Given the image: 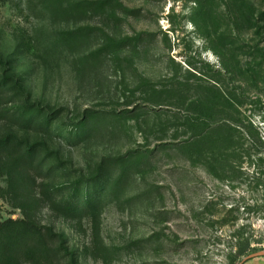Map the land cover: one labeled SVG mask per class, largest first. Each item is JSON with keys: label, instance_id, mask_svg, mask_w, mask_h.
I'll return each mask as SVG.
<instances>
[{"label": "rangeland", "instance_id": "1", "mask_svg": "<svg viewBox=\"0 0 264 264\" xmlns=\"http://www.w3.org/2000/svg\"><path fill=\"white\" fill-rule=\"evenodd\" d=\"M119 1L132 11L119 20L73 21L45 0H0V77L65 109L33 139L58 152L33 195L68 253L54 239L49 259L20 264H264V0ZM84 28L103 31L63 43ZM105 34L141 39L87 62ZM3 96L0 132L13 131L22 103ZM84 117L86 137L67 139ZM81 180L96 206L65 217L62 202L85 204ZM4 194L0 225L23 220Z\"/></svg>", "mask_w": 264, "mask_h": 264}, {"label": "trees", "instance_id": "2", "mask_svg": "<svg viewBox=\"0 0 264 264\" xmlns=\"http://www.w3.org/2000/svg\"><path fill=\"white\" fill-rule=\"evenodd\" d=\"M47 10L58 12V19L62 16L73 21L89 19L98 14H106L113 11V17L120 19L117 12L119 9L132 12L120 3L119 0H45ZM115 3V4H114ZM112 4L115 8H112ZM95 30L103 31L100 28H84L62 35L63 43L71 48L82 39L88 37L89 33ZM89 32V33H88ZM103 44L86 57L90 63L98 59L103 53L119 51L129 41H140V37L116 39L108 34ZM10 62L0 57V64L8 67ZM0 77V99L6 95L11 97L12 102L16 99L22 103L19 110L14 111L17 122L13 131L2 130L0 132V176H4L7 182V189H0L11 197L9 201L17 207L23 215V220L9 221L0 225V254L2 264H20L22 257L32 255L36 259H49L51 257L50 243L58 239L60 249L58 253L64 251L68 253L65 241L61 235L46 226L40 225L36 221L37 204L39 199L34 198V173L52 172L53 166L58 163V152L51 151L47 141L36 140L43 132L47 137H51L52 131L57 121L61 119V114L65 109L50 110L41 108L30 102L26 96V87L22 78L8 75V70ZM10 102V103H12ZM2 102H0L1 112ZM88 116V115H87ZM90 118L84 117L68 133L67 139L82 140L86 137L90 127ZM48 161V166H47ZM48 167V168H47ZM87 182L81 180L78 184L77 193L81 196L85 194V204L73 206L68 202H62L65 217L75 218L76 214H89L96 206L97 198H94L87 185L86 192L83 187Z\"/></svg>", "mask_w": 264, "mask_h": 264}]
</instances>
